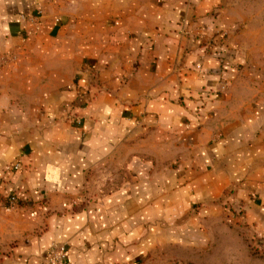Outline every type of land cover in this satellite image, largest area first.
<instances>
[{
    "label": "crops",
    "instance_id": "obj_1",
    "mask_svg": "<svg viewBox=\"0 0 264 264\" xmlns=\"http://www.w3.org/2000/svg\"><path fill=\"white\" fill-rule=\"evenodd\" d=\"M221 3L0 0V264H195L216 218L264 240V94Z\"/></svg>",
    "mask_w": 264,
    "mask_h": 264
},
{
    "label": "rangeland",
    "instance_id": "obj_2",
    "mask_svg": "<svg viewBox=\"0 0 264 264\" xmlns=\"http://www.w3.org/2000/svg\"><path fill=\"white\" fill-rule=\"evenodd\" d=\"M221 7L232 23V37L245 58L242 73L248 79L250 97L257 94V87L261 90L259 95L264 94V0H222ZM230 35L225 28H216L208 35L197 32L206 44ZM3 216L0 208V228ZM206 228L208 244L187 258L195 264H264V240H258L247 227L216 218Z\"/></svg>",
    "mask_w": 264,
    "mask_h": 264
},
{
    "label": "built area",
    "instance_id": "obj_3",
    "mask_svg": "<svg viewBox=\"0 0 264 264\" xmlns=\"http://www.w3.org/2000/svg\"><path fill=\"white\" fill-rule=\"evenodd\" d=\"M12 167L20 168L21 167L20 160L14 162L12 164ZM15 203H16L15 196L14 195L9 196L7 198L6 208L12 207ZM66 251L67 249L64 244H58V245L53 246L49 251L43 254V256L41 257V264H62L66 256Z\"/></svg>",
    "mask_w": 264,
    "mask_h": 264
}]
</instances>
